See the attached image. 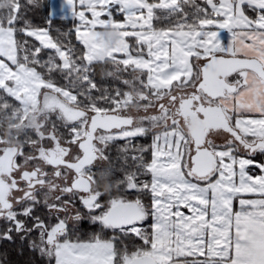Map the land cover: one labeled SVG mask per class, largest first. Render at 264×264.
I'll use <instances>...</instances> for the list:
<instances>
[{
	"label": "snow or ice",
	"instance_id": "1",
	"mask_svg": "<svg viewBox=\"0 0 264 264\" xmlns=\"http://www.w3.org/2000/svg\"><path fill=\"white\" fill-rule=\"evenodd\" d=\"M188 3L0 0V243L27 264H264V0Z\"/></svg>",
	"mask_w": 264,
	"mask_h": 264
},
{
	"label": "trees",
	"instance_id": "2",
	"mask_svg": "<svg viewBox=\"0 0 264 264\" xmlns=\"http://www.w3.org/2000/svg\"><path fill=\"white\" fill-rule=\"evenodd\" d=\"M199 2H202V0H199ZM187 7L189 9L194 7V5L191 3V0H189V3L187 5ZM54 23L63 24L64 26H67L70 23V21L57 20V21H54ZM111 68H112V65H109V64L103 65L101 70L98 72V76H102L105 72L110 71ZM8 123H11V121H5V125L4 126H0V133L4 134V133H8L10 131L6 127V125ZM112 154H113V156L116 155L115 146H113ZM109 183H110L109 179H102L100 181L101 187H103L105 190H109ZM112 188L114 190V188H115L114 184L112 185ZM91 227H92L91 225H88V226H86V228H84L83 231L87 232V231L91 230ZM5 248L8 249V261H9V264H27V261L31 258V254L27 251V249L25 250L24 255H18L16 250H15V246L4 244V243H0V252H2ZM3 259H4V257L2 255H0V260H3Z\"/></svg>",
	"mask_w": 264,
	"mask_h": 264
},
{
	"label": "flooded vegetation",
	"instance_id": "3",
	"mask_svg": "<svg viewBox=\"0 0 264 264\" xmlns=\"http://www.w3.org/2000/svg\"><path fill=\"white\" fill-rule=\"evenodd\" d=\"M130 110H132V111H136V106L133 104V105H131V107H130ZM195 121V124H198L199 122L195 119V117L194 116H192L190 119H189V121H188V124H189V127H192L193 126V122ZM11 132H15V131H17V129H11L10 130ZM5 135H7L8 136V139L9 140H11L12 142H15V140L13 139V137L9 134V132L8 133H4ZM89 224H88V222L85 220V221H82V223H81V228H82V230H84V228H86V226H88Z\"/></svg>",
	"mask_w": 264,
	"mask_h": 264
},
{
	"label": "rangeland",
	"instance_id": "4",
	"mask_svg": "<svg viewBox=\"0 0 264 264\" xmlns=\"http://www.w3.org/2000/svg\"><path fill=\"white\" fill-rule=\"evenodd\" d=\"M56 2L58 3L59 0H56ZM225 36L227 35L226 33L224 34ZM105 38L108 42H111L113 44L119 45L121 43V41L118 39V36L115 32H106L105 33ZM131 107V105H130Z\"/></svg>",
	"mask_w": 264,
	"mask_h": 264
},
{
	"label": "water",
	"instance_id": "5",
	"mask_svg": "<svg viewBox=\"0 0 264 264\" xmlns=\"http://www.w3.org/2000/svg\"><path fill=\"white\" fill-rule=\"evenodd\" d=\"M194 124H193V126L192 127H194V126H196L197 124H195V121L193 122Z\"/></svg>",
	"mask_w": 264,
	"mask_h": 264
}]
</instances>
